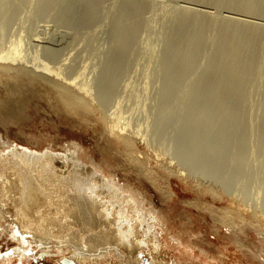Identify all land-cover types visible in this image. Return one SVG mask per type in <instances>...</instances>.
<instances>
[{
    "label": "bare ground",
    "instance_id": "6f19581e",
    "mask_svg": "<svg viewBox=\"0 0 264 264\" xmlns=\"http://www.w3.org/2000/svg\"><path fill=\"white\" fill-rule=\"evenodd\" d=\"M57 1L39 0L38 10L50 9ZM98 1L89 0L88 3H93L94 8H97L94 3ZM143 1L129 4L122 1L124 5L119 2L123 5L121 9L128 15L124 30L118 33L117 29L114 34L118 46L122 47L118 51L120 56L116 52L115 57L101 62L97 77L85 76L88 74L87 64L83 66L80 62H72L70 56H62V48L42 44L29 51L23 46L22 38L15 37L8 45L0 44V85L11 89L6 91L16 99L24 87L40 86L46 91L52 88L50 94L55 109L63 108L69 114L95 116L104 127L105 134L108 133L121 146L123 157L147 173L166 199L174 200L177 196L171 183L173 176H176L199 195H210L215 200V204H211L197 198L187 204L210 212L218 236L230 238L247 229L256 231L261 236V245L258 253L253 251L252 257L259 264H264V203L254 204L247 196L250 178L247 177V162L241 158L242 150L244 153L247 151L245 142L249 134V119L246 116L251 106L248 107L247 100L251 98L252 90L247 86L251 88L255 84L259 89L262 86L264 88V22L257 21L264 18V0H194L203 1L207 7L225 8L231 14L225 16L216 15L218 13L211 10L208 12V8L182 7L178 12L173 9L177 12L178 25L172 30L176 38L169 42L167 52L180 55V59L167 72L173 71V77L178 79L188 65L198 64L203 49L206 47V51L209 43L214 45L215 50L211 49L213 52L207 58L206 71L196 81L198 85L192 98L195 121H188L189 125L182 121L187 113L178 112L174 117L176 122H181L175 128V155H182L185 161L178 163L165 157L158 165L159 170L141 159L139 142H146L147 133L131 124L127 119L129 113L127 116L123 114L127 111L122 112L120 109L122 100L117 99L109 105L113 102L109 100L114 98L119 79L129 69L121 54L126 53L138 38L142 11L156 2L150 0L149 6L148 2ZM25 2L0 0V17L11 6L20 9ZM89 4L87 7L91 9L93 6ZM91 10L94 14L98 13L97 9ZM240 13L254 19L240 17ZM91 18L89 10L87 23ZM128 54L131 58L132 54ZM5 103L0 101V104ZM205 109L211 115L208 114L203 126V120L199 119L201 115L197 114ZM162 116L165 117V113ZM242 128L244 132L238 133ZM236 134L237 138L239 135L241 137L237 139L240 144L234 151L232 143L236 140ZM81 144L73 143L70 153H60L52 147L33 149L0 134V205L13 202L16 207V222L7 228L12 237H22L24 245H34L40 258L50 254L57 257L64 255L62 264H78L82 259H104L110 255L121 256L123 252L135 257L134 253L139 249H157L160 245L158 235L167 230L173 231L168 216L152 203L147 206L148 199L138 189L120 182L114 173L85 162L83 157L87 153ZM160 171L165 174L161 175ZM256 198L259 200V197ZM216 203L226 205L218 207ZM4 216L11 219L9 211L0 206V223ZM222 227L226 228L228 235L221 230ZM197 232L202 233L199 230ZM171 236L176 242L184 243L181 232L172 233ZM195 237L199 239V236ZM203 237L201 241L207 239L205 234ZM190 241L193 242L192 239ZM237 243L238 248L244 250L242 242ZM53 248L58 251H53ZM41 262L45 264V261ZM136 262L139 264L138 259Z\"/></svg>",
    "mask_w": 264,
    "mask_h": 264
},
{
    "label": "rangeland",
    "instance_id": "374dc122",
    "mask_svg": "<svg viewBox=\"0 0 264 264\" xmlns=\"http://www.w3.org/2000/svg\"><path fill=\"white\" fill-rule=\"evenodd\" d=\"M102 1L104 2L100 5ZM112 1L115 2L113 3ZM112 1L99 0L94 3L97 8H94L95 6L91 3L93 7L91 8L90 6V8L98 11V13L95 12L96 14H94L87 7L89 0H58L52 8L49 9L48 7L44 11L38 10L39 0H26L24 7L18 9L11 6L0 17V44L8 45L15 37H21L23 46L28 48L29 51H33L36 45L42 46V44L54 48H62L60 49L64 53H61V55L63 54L62 56H70L72 62H80L82 63L80 65L83 66H85L84 63L87 64V70H85L88 71V74L86 73L85 76L95 78L100 73L99 65H101V62H106L111 56L115 57L116 52L118 57L120 56L118 54L120 46H118L114 34L117 29L118 33L124 30L128 21V15L121 7L125 3L144 2L143 0ZM155 1V3H151L150 0H145V3L148 2L149 6L151 3L152 6L143 10L145 13L142 11V16L139 17L141 25H139L137 32L138 38L136 37L133 42L136 46L133 44L134 48L133 46L128 47L126 53L121 54L124 64L129 69L119 79L120 82L118 83L121 86L118 83L116 85L114 98L109 100V102H113L108 103L111 106L117 99L122 100L120 109L122 108V112L127 111V113L124 112L123 114L127 116L129 113L127 119L131 121V124L145 130L147 133L146 142H139L141 159L146 164H151L155 170H159L158 165L163 162L161 159H173V161L178 163L185 161L182 155L180 157L175 155L174 148L177 143L174 137L175 128L181 122H176L174 117H176L175 115L178 112L187 113V116H184L182 121H186L188 125L195 121L194 115L196 114L192 111L194 106L192 98L193 92L195 93L198 85L196 81L205 73L208 64L207 58L209 59V56L215 50L214 45L211 43L208 44L209 46L206 45L208 48L206 51V47L203 49L202 56L198 59L199 65L189 61L192 65L189 63V67L187 66L184 69L178 79L173 77L175 76L173 71L167 72L180 59V55L175 53L168 54L167 52L169 42L176 38L175 31L173 33L172 30L176 29L178 25L176 20L178 19L177 12L182 7L202 10L208 8L206 11L209 12L211 10L210 12L218 13L216 15L220 16L228 15L230 12L225 8L215 9L212 6L207 7L203 1ZM119 2H122L123 5ZM156 9L158 10L157 12ZM173 9L178 11H173ZM89 10L92 18L87 23L86 19ZM239 16L254 19L247 14ZM140 18H143V20H140ZM257 21L264 22V18H259ZM120 48L122 49V47ZM72 51H76V53ZM83 53L86 54L84 55ZM128 53L132 54L131 58ZM127 54L129 57H127ZM166 78L168 79L166 80ZM247 87L252 90V96L255 97L253 99L250 95L249 97L251 98L247 100L248 107L251 106L252 108H248L250 110L247 111L248 117L246 116L247 120L249 119V134L247 142H245L247 151L244 153L242 150L241 158L244 162H247L246 170L249 172L247 177L250 178L247 196L254 204H263L264 97L262 95L264 88L260 86L263 90L259 89V86L255 84L251 88H249L250 85ZM50 89V91H46L40 86L33 88L24 87L22 91H19L20 97L16 99L6 91L11 89L0 85V101H6L5 104H0V134L15 142L29 145L33 149L42 148L44 150L52 147L60 153H70L69 149H73V143H82L81 145L87 153L83 157L85 162L89 165L104 167L109 172L114 173L115 176L117 175L116 177H118L117 179L120 182L138 189L148 199L147 206L152 203L168 216L171 223L170 228L173 230L172 233L181 232V237L185 243L176 242L171 236L172 233L167 230L158 235L160 245L157 249L151 251L139 249L134 253V256L137 257L136 259L132 257L133 255L123 252L121 256L110 255L104 259L89 258L86 261L82 259L78 264H137V259L139 264H259L252 257L253 251L258 253L259 245H261L259 241L261 236L256 231L247 229L241 234L230 236V238L218 236L215 232L216 223L210 212L194 204H187L188 201L196 200L197 198L200 201L215 204V200L211 199L210 195H206L207 198L201 196V194L199 195L190 185L173 176L171 183L177 196L174 200L166 199L160 193V188L154 185L147 173L139 167H134L128 159L123 157L121 146L117 144L116 139L110 137L108 133L105 134L104 127L95 116L69 114L63 108V110L60 108L55 109L52 95L50 94L52 93V88ZM255 90L258 94L255 93ZM123 92L125 95H123ZM123 96L125 98L122 99ZM105 105L106 108L109 107L106 102ZM163 113H165V117L162 116ZM208 114L211 115L208 109L197 114L201 115L199 119L203 120L200 119L203 122V126H205ZM188 121L191 122L189 123ZM239 132H244V128L239 130ZM235 136L236 140L232 143L234 151L237 148V144L238 146L240 144L237 139L241 137L239 135L237 138V134ZM256 170L257 172H255ZM160 174L163 175L165 173L160 171ZM259 190L260 192L258 193ZM243 191L245 192L244 189ZM256 197H259V200ZM225 205L216 203L218 207ZM0 206L8 210L11 216V219H7L4 216V220L0 223V264H39L42 263L41 260L45 261V264H62L61 259L65 258L64 255L57 257L50 254L40 258L34 245L31 243L24 245L22 237L14 239L7 228L12 227L11 223L16 222L14 215L16 207H14L13 202L7 205L1 203ZM12 225L14 228V224ZM157 228L160 230L159 227ZM198 230L202 231V233H198ZM221 230L228 235L229 232H227L225 227H222ZM204 234L207 239L201 241L200 239ZM195 236H199V239L197 240ZM191 239L193 242L190 241ZM239 241L242 242L244 250L238 248L237 242ZM53 251L58 250L53 248ZM151 253L154 255L153 257H151ZM153 260H155L154 263Z\"/></svg>",
    "mask_w": 264,
    "mask_h": 264
},
{
    "label": "water",
    "instance_id": "95a60500",
    "mask_svg": "<svg viewBox=\"0 0 264 264\" xmlns=\"http://www.w3.org/2000/svg\"><path fill=\"white\" fill-rule=\"evenodd\" d=\"M39 264H41V263H39Z\"/></svg>",
    "mask_w": 264,
    "mask_h": 264
}]
</instances>
